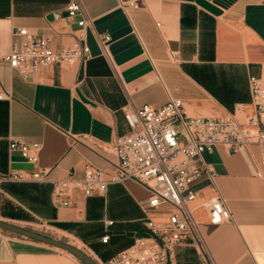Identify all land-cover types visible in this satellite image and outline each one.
Returning <instances> with one entry per match:
<instances>
[{
    "label": "crops",
    "instance_id": "0c3cea01",
    "mask_svg": "<svg viewBox=\"0 0 264 264\" xmlns=\"http://www.w3.org/2000/svg\"><path fill=\"white\" fill-rule=\"evenodd\" d=\"M67 1L0 0V174L32 168L8 151L11 140L40 144L38 166L51 180L68 173L81 178L86 164L110 170L115 157L106 146L129 132L125 105L158 108L180 99L190 116H217L247 103L248 76L264 69V0H82L93 21L84 29L52 22L51 13ZM14 27L58 33L62 44L75 33L93 58L23 80L4 60ZM94 31L109 34L112 63L101 56ZM205 158L231 215L228 223L210 225L203 209L196 210L212 261L264 264V150L251 145L226 155L215 147ZM201 187L197 203L211 194L207 182ZM149 197L124 180L103 196L76 193L72 207L58 208L50 182L0 181V221L32 229L56 225L81 245L93 243L89 255L105 262L132 244L134 232L145 233L139 222ZM105 221L112 223L105 227ZM12 235L0 229V264H81ZM195 257L191 247H177L167 264H198Z\"/></svg>",
    "mask_w": 264,
    "mask_h": 264
},
{
    "label": "built area",
    "instance_id": "2783aa9c",
    "mask_svg": "<svg viewBox=\"0 0 264 264\" xmlns=\"http://www.w3.org/2000/svg\"><path fill=\"white\" fill-rule=\"evenodd\" d=\"M52 22L61 19L78 28H92L82 0H68L54 11ZM158 25V24H157ZM100 54L112 63L106 31H94ZM11 46L4 60L23 80L38 78L50 68H69L85 64L93 57L83 38L73 34L62 44L53 35H38L26 27L11 30ZM249 101L236 103L231 111L217 116H190L180 99H169L164 105L123 107L129 132L116 137L106 146L115 157L110 170L89 164L81 178L72 173L51 180L49 171L38 166L40 144L11 140L8 151L17 153L32 166L29 171L10 170L0 174V181L50 182L55 207L70 208L79 193L83 198L103 196L110 185L132 180L149 193L141 208L146 235L134 238L132 244L105 262L91 256L95 264H167L177 247L190 245L202 256L203 264H214L200 231L196 210L203 209L210 225L231 220L216 187V169L205 158L215 147L232 155L251 145L264 150V69L247 79ZM5 97L0 94V100ZM207 182L211 194L202 195L201 184ZM112 221H105V227ZM108 235L101 238L106 243Z\"/></svg>",
    "mask_w": 264,
    "mask_h": 264
},
{
    "label": "rangeland",
    "instance_id": "374dc122",
    "mask_svg": "<svg viewBox=\"0 0 264 264\" xmlns=\"http://www.w3.org/2000/svg\"><path fill=\"white\" fill-rule=\"evenodd\" d=\"M140 225L143 227V221L139 222ZM9 224V223H8ZM12 225V224H11ZM15 226V225H14ZM18 227V226H16ZM23 230H26L28 232H32L34 234H37L39 236H43V237H46V238H49L51 240H53L54 242H60V243H63V244H67V245H70L78 250H80L81 252L85 253L87 256H89L91 258V256L89 255L88 253V249H91L93 250V243H83V245H81L82 243H78L77 241H74V239H72L71 237H69L68 235H66L65 233L63 234V232L61 231H58L56 229V225L54 226V229L53 230H49V229H46L45 228V225H42V227H37L35 229H32V228H24V227H19ZM144 228V227H143ZM6 231V230H4ZM7 233H10L12 236L14 237H17V238H20L22 240H26V241H30V242H33V243H39V244H44L46 245L49 249H55L57 251H60L61 252V249L59 248H56L55 246H52V245H49V244H46V243H43L39 240H36V239H33V238H30V237H26L24 235H19V234H16V233H12V232H9V231H6ZM143 235H146V231ZM142 234H139L138 232H134L132 237H131V240L133 241L134 238L138 237V236H143ZM84 242V241H83ZM183 246H187V247H191L194 252H195V258L197 260V263L198 264H203V259H202V256L201 254L199 253V251L195 248V247H192L190 245H183ZM183 246H180V247H183ZM63 251V250H62ZM63 253L65 255H67L69 258L71 259H74L75 257L73 255H71L70 253L68 252H65L63 251ZM76 259V258H75ZM79 263H81L78 259H76ZM82 264V263H81Z\"/></svg>",
    "mask_w": 264,
    "mask_h": 264
},
{
    "label": "water",
    "instance_id": "95a60500",
    "mask_svg": "<svg viewBox=\"0 0 264 264\" xmlns=\"http://www.w3.org/2000/svg\"><path fill=\"white\" fill-rule=\"evenodd\" d=\"M0 229L6 230V231H9V232H12V233H16V234H19V235H24L26 237H30V238L39 240V241H41L43 243L55 246L56 248H59V249L65 251V252H68L71 255H73L82 264H95V262L89 256H87L85 253L81 252L80 250H78V249H76V248H74V247H72L70 245L63 244V243H60V242H54L53 240H51L49 238H46V237H43V236H39V235L34 234L32 232H28V231L23 230V229H21L19 227H16L14 225H11V224H8V223H5V222H1V221H0Z\"/></svg>",
    "mask_w": 264,
    "mask_h": 264
}]
</instances>
